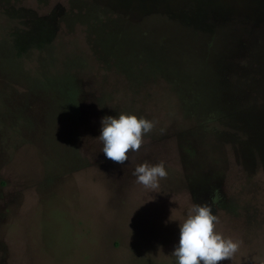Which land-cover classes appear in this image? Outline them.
Returning a JSON list of instances; mask_svg holds the SVG:
<instances>
[{"label": "rangeland", "instance_id": "rangeland-1", "mask_svg": "<svg viewBox=\"0 0 264 264\" xmlns=\"http://www.w3.org/2000/svg\"><path fill=\"white\" fill-rule=\"evenodd\" d=\"M120 112L154 121L124 164ZM204 203L264 264V0H0V264H176Z\"/></svg>", "mask_w": 264, "mask_h": 264}, {"label": "clouds", "instance_id": "clouds-1", "mask_svg": "<svg viewBox=\"0 0 264 264\" xmlns=\"http://www.w3.org/2000/svg\"><path fill=\"white\" fill-rule=\"evenodd\" d=\"M154 128V121L132 113L120 112L100 120L101 151L107 159L124 164L129 153L140 149L143 138ZM132 175L138 184L156 189L167 176L163 162H147L135 166ZM218 217L207 204H194L190 213L179 223V239L171 253L176 264H219L230 260L239 243L215 230Z\"/></svg>", "mask_w": 264, "mask_h": 264}]
</instances>
